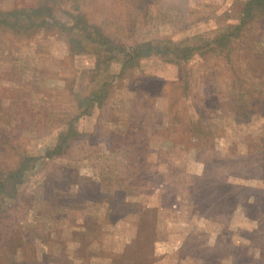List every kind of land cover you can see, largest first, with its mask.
I'll return each mask as SVG.
<instances>
[{
    "label": "rangeland",
    "instance_id": "374dc122",
    "mask_svg": "<svg viewBox=\"0 0 264 264\" xmlns=\"http://www.w3.org/2000/svg\"><path fill=\"white\" fill-rule=\"evenodd\" d=\"M0 264H264V0H0Z\"/></svg>",
    "mask_w": 264,
    "mask_h": 264
}]
</instances>
